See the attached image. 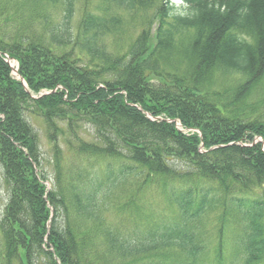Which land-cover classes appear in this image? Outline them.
I'll use <instances>...</instances> for the list:
<instances>
[{
    "label": "trees",
    "instance_id": "1",
    "mask_svg": "<svg viewBox=\"0 0 264 264\" xmlns=\"http://www.w3.org/2000/svg\"><path fill=\"white\" fill-rule=\"evenodd\" d=\"M97 1L1 14L0 264H207L217 210L212 264L229 224L230 264H264V0Z\"/></svg>",
    "mask_w": 264,
    "mask_h": 264
},
{
    "label": "rangeland",
    "instance_id": "2",
    "mask_svg": "<svg viewBox=\"0 0 264 264\" xmlns=\"http://www.w3.org/2000/svg\"><path fill=\"white\" fill-rule=\"evenodd\" d=\"M14 3H15V0H0V18H1V14H3L4 12H6V16L12 15V13L15 10ZM97 4H98L97 0H78L77 5H76L74 19H73V26L76 27L80 19L83 17L84 13H86L87 11H93L95 7L97 6ZM180 6H181V3L179 1L176 2L175 10H180ZM60 18H61V11L58 10V13L56 14L55 19L59 20ZM34 29H35L34 27L31 28V30H34ZM5 30L7 34L8 32L10 33L11 31H13V25L7 24V26H5ZM123 40L125 41L126 39L123 38ZM14 74L15 73H13V76ZM232 80L233 79L231 78L228 81V83L232 84L230 83L232 82ZM28 119L38 131L37 133L39 136L40 150H41L42 159H43L42 163H43L44 170L48 173L50 172L49 162L51 159V148H50V144L47 139V136H46L45 125L42 120L35 118L34 116L29 117ZM188 132L190 131H184V133H188ZM260 142H262L261 138L259 137L254 138V144H257ZM263 151H264V147H263ZM47 188H49V183L47 184ZM243 194H248V192H244ZM253 194H259V190H255ZM8 196L9 194L7 191V187L4 183V180L2 177V171L0 168V216L4 212L5 206L8 201ZM163 197H164L163 193L160 192L159 194V190L151 191L150 189H146L141 194H139L137 198H141L142 201L146 202V206L152 210L151 211L152 216H147L144 219L142 218L137 221H139L141 224H145L148 221H152L153 218H162V216L165 213L164 206H163ZM121 200H123V198L120 197L118 201H121ZM217 211L208 215V221L206 224L208 231H209L208 232V235H209L208 245L211 249V252H209L207 256V264L213 263L212 253L215 247L217 246L218 224L215 221H217L220 215L219 212ZM237 229L238 227L236 225H233V224L226 225V228L223 234V241L225 243V246H226L225 248H227V251H224L222 264H230L231 253H229V248H230V245L233 244Z\"/></svg>",
    "mask_w": 264,
    "mask_h": 264
}]
</instances>
